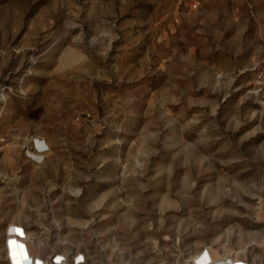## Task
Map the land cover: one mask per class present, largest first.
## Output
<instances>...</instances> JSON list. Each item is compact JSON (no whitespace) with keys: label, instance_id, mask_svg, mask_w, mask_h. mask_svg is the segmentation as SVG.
I'll use <instances>...</instances> for the list:
<instances>
[{"label":"rangeland","instance_id":"rangeland-1","mask_svg":"<svg viewBox=\"0 0 264 264\" xmlns=\"http://www.w3.org/2000/svg\"><path fill=\"white\" fill-rule=\"evenodd\" d=\"M10 223L44 261L264 263V0H0V264Z\"/></svg>","mask_w":264,"mask_h":264},{"label":"built area","instance_id":"built-area-1","mask_svg":"<svg viewBox=\"0 0 264 264\" xmlns=\"http://www.w3.org/2000/svg\"><path fill=\"white\" fill-rule=\"evenodd\" d=\"M14 235V237L18 238L20 241L25 239V231L22 227L17 225L9 226L7 230V236ZM25 246V245H24ZM26 250V248H25ZM27 264H83L85 262V258L82 254H78L74 256L70 263L66 262V259L62 256L56 255L51 258L50 261H44L39 258H34L33 256H29ZM204 260V262H203ZM197 264H253L246 260H225V261H211L209 256L205 257L201 256V259L197 261ZM264 264V263H259Z\"/></svg>","mask_w":264,"mask_h":264},{"label":"bare ground","instance_id":"bare-ground-1","mask_svg":"<svg viewBox=\"0 0 264 264\" xmlns=\"http://www.w3.org/2000/svg\"><path fill=\"white\" fill-rule=\"evenodd\" d=\"M39 146L40 145H38V147ZM9 225L13 226V224H11V223ZM7 238L11 242V244L9 243V249H10L9 259H10V264H27V263H29L28 262L29 261L28 260L29 255L27 253V250H25V246L23 244V241H20L18 238L14 237V235H8ZM12 245H13V247L11 248ZM11 250H12V252H11ZM13 259L16 261L15 263H14ZM11 260L13 261V263H12ZM203 262H204V260H203Z\"/></svg>","mask_w":264,"mask_h":264}]
</instances>
